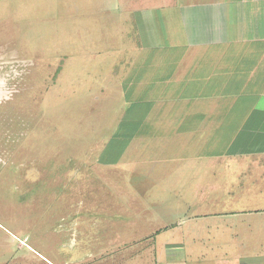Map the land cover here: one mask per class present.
Here are the masks:
<instances>
[{
	"label": "rangeland",
	"instance_id": "obj_1",
	"mask_svg": "<svg viewBox=\"0 0 264 264\" xmlns=\"http://www.w3.org/2000/svg\"><path fill=\"white\" fill-rule=\"evenodd\" d=\"M118 3L0 0V264L264 256L262 121L198 99L165 55L129 79L70 35V15Z\"/></svg>",
	"mask_w": 264,
	"mask_h": 264
},
{
	"label": "crops",
	"instance_id": "obj_2",
	"mask_svg": "<svg viewBox=\"0 0 264 264\" xmlns=\"http://www.w3.org/2000/svg\"><path fill=\"white\" fill-rule=\"evenodd\" d=\"M68 18L70 35L79 32L85 40L102 41L101 52L121 58L122 72H131L129 79L148 56L165 55L169 57L165 64L172 63L186 87L198 89V99L230 102L235 105L230 113L257 118L264 130V0H119L116 7L77 11ZM179 77L173 71L168 81ZM237 104L240 113L234 112ZM260 152L251 156L253 169L264 167V145ZM259 174L264 178V171ZM158 240V235L150 240V247L156 249ZM160 249L164 264L177 263L165 258L167 249ZM227 256L218 263L264 264V256Z\"/></svg>",
	"mask_w": 264,
	"mask_h": 264
},
{
	"label": "bare ground",
	"instance_id": "obj_3",
	"mask_svg": "<svg viewBox=\"0 0 264 264\" xmlns=\"http://www.w3.org/2000/svg\"><path fill=\"white\" fill-rule=\"evenodd\" d=\"M0 95H1V93H0Z\"/></svg>",
	"mask_w": 264,
	"mask_h": 264
}]
</instances>
